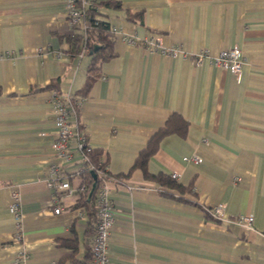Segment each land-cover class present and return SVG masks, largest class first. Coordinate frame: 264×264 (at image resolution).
<instances>
[{
  "label": "crops",
  "instance_id": "1",
  "mask_svg": "<svg viewBox=\"0 0 264 264\" xmlns=\"http://www.w3.org/2000/svg\"><path fill=\"white\" fill-rule=\"evenodd\" d=\"M113 1L118 7L102 10L114 56L76 116L88 146L103 149L110 173L121 176L109 183V264H264V0ZM76 34L63 0H0V264L17 251L12 191L21 198L25 264H57L70 253L61 240L76 238L78 257L92 243L76 192L79 153L62 161L52 151L50 95L76 97L87 75L89 56L69 41ZM144 40L158 45L147 50ZM234 46L244 57L239 79L212 62ZM172 113L187 133L161 139L147 178L132 169L135 158ZM193 155L199 163L183 161ZM54 161L75 189L57 192L58 214L47 182ZM172 173L187 190L152 177ZM217 204L219 221L204 212ZM240 215L253 216L249 227Z\"/></svg>",
  "mask_w": 264,
  "mask_h": 264
},
{
  "label": "built area",
  "instance_id": "2",
  "mask_svg": "<svg viewBox=\"0 0 264 264\" xmlns=\"http://www.w3.org/2000/svg\"><path fill=\"white\" fill-rule=\"evenodd\" d=\"M65 5L66 19L72 30H79L81 34L89 28L88 9L96 7L100 0H63ZM127 44H135L132 37H124ZM147 50H154L157 47V40H144ZM206 54L201 52L196 57L199 62ZM5 54L0 53V58ZM213 64L220 68L230 71L238 79L240 77L242 65L244 64L243 54L237 46L221 51L217 56L212 58ZM51 109L54 114V124L56 127V135L52 142V151L57 160L69 161L71 159V151L74 149L79 153L80 166L77 173L83 168L88 160L86 151L91 148L87 144V137L79 130L76 123L75 106L81 105L82 98L74 97L69 93L56 92L50 95ZM74 142V146L71 143ZM184 162L192 161L199 163L198 156H186ZM176 173L171 174L172 179H177ZM47 182L49 189L57 197L54 199V212L58 214L61 210L59 205L58 191L66 194H73L75 189L69 184L68 177L61 173L59 162H52L47 169ZM109 183L103 182L97 195V225L92 239L90 252L92 254V264H109L108 257V240L110 231L114 223L113 205L109 193ZM11 203L9 212L15 220V236L14 242L17 244V251L10 264H25L27 253L22 243L21 223H20V204L21 198L17 191L11 192ZM209 215L215 220L224 219V206L217 204L207 209ZM237 222L243 226L249 227L253 222L252 215H240ZM264 233V229L261 230Z\"/></svg>",
  "mask_w": 264,
  "mask_h": 264
},
{
  "label": "trees",
  "instance_id": "3",
  "mask_svg": "<svg viewBox=\"0 0 264 264\" xmlns=\"http://www.w3.org/2000/svg\"><path fill=\"white\" fill-rule=\"evenodd\" d=\"M118 7L116 2L113 0L103 1L100 0L96 7H91L88 9V20L90 23L89 28L84 34H76L69 38L72 45V52L76 55L84 53L89 56V62L87 66V75L85 78L84 85L82 89L76 94V97L85 98L89 93L92 84L100 76V66L101 64L112 58L114 52L112 49V40L109 37V32L111 31V24L103 12L102 7ZM128 19L134 17L133 14L127 15ZM55 87L54 85H52ZM56 92H60L58 89ZM79 106H75V113L77 116ZM77 119V118H76ZM188 122L179 114L172 113L168 116L164 124L157 129L149 138L146 146L141 150L135 158L132 169H141L143 175L147 178L151 176L147 170L148 159L156 152L158 149L161 139L168 135H178L180 137H185L188 128ZM88 160L83 166V168L77 173L81 183L76 191L79 194L78 205L86 207L87 213L90 220L89 224L91 226V234L96 229L97 225V195L99 189L103 182L112 183L115 180H119L121 176L112 175L108 169L107 156L101 148H88L86 151ZM162 185L168 186L170 189H175L179 191L187 190V187L181 186L172 179L170 176L166 177L163 175L152 176ZM190 190V189H189ZM205 215L211 217L204 210ZM212 218V217H211ZM215 220V219H214ZM219 221V220H217ZM62 246L70 250L68 255L62 257L57 264H92V254L90 252L91 245L85 244V249L83 255L78 257V241L76 238L71 240H61Z\"/></svg>",
  "mask_w": 264,
  "mask_h": 264
}]
</instances>
